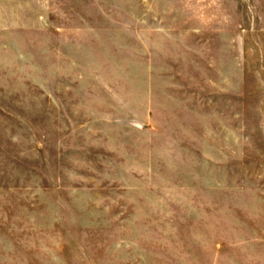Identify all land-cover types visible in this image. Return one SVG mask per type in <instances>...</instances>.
<instances>
[{
	"label": "rangeland",
	"instance_id": "1",
	"mask_svg": "<svg viewBox=\"0 0 264 264\" xmlns=\"http://www.w3.org/2000/svg\"><path fill=\"white\" fill-rule=\"evenodd\" d=\"M12 15L0 255L264 257V0H18Z\"/></svg>",
	"mask_w": 264,
	"mask_h": 264
},
{
	"label": "crops",
	"instance_id": "2",
	"mask_svg": "<svg viewBox=\"0 0 264 264\" xmlns=\"http://www.w3.org/2000/svg\"><path fill=\"white\" fill-rule=\"evenodd\" d=\"M18 0H0V119L3 117L2 95L3 76L9 77V89L12 87V78L16 83L18 62V19L12 15V9L17 8ZM12 64L14 65L12 67ZM13 76V77H12ZM16 86V85H15ZM5 88V87H4ZM11 94V90H10ZM11 109V108H10ZM11 113V112H10ZM10 118L12 115L9 116ZM16 117V113L15 116ZM47 258L43 255L27 257L19 260L14 255H0V264H47ZM220 264V262H213ZM237 264H264V257H238Z\"/></svg>",
	"mask_w": 264,
	"mask_h": 264
}]
</instances>
